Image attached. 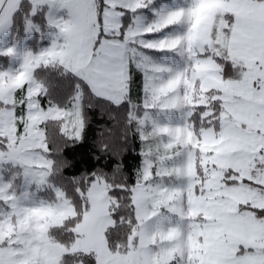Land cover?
I'll return each instance as SVG.
<instances>
[{"label": "snow or ice", "instance_id": "6c2138e0", "mask_svg": "<svg viewBox=\"0 0 264 264\" xmlns=\"http://www.w3.org/2000/svg\"><path fill=\"white\" fill-rule=\"evenodd\" d=\"M0 264H264V0H0Z\"/></svg>", "mask_w": 264, "mask_h": 264}, {"label": "trees", "instance_id": "16d2710c", "mask_svg": "<svg viewBox=\"0 0 264 264\" xmlns=\"http://www.w3.org/2000/svg\"><path fill=\"white\" fill-rule=\"evenodd\" d=\"M115 113L116 120L119 121L115 124L113 119H110V114ZM88 115L90 116V122L88 123L87 129L85 131L86 139L83 144L73 145L65 149V156L73 161L75 167L66 171V176L78 175V170L80 172L84 171L88 166L86 164L80 163L83 160L91 159V164L97 169H105V171H111V169L105 166L111 160L115 163V157L109 153H104L99 148V143L101 139V133L105 140L112 142V138L108 136L107 129L113 128L115 139L117 141L116 147H122L118 143L119 135L123 125V114L121 110L114 107L105 105L103 102H94V106L88 110ZM55 134V133H53ZM127 151L124 152V163L128 170L134 169L138 166L140 157L139 149L141 147L140 141L136 135L130 134L128 136L126 145Z\"/></svg>", "mask_w": 264, "mask_h": 264}, {"label": "rangeland", "instance_id": "374dc122", "mask_svg": "<svg viewBox=\"0 0 264 264\" xmlns=\"http://www.w3.org/2000/svg\"><path fill=\"white\" fill-rule=\"evenodd\" d=\"M163 2H166V3H172L173 2V0H163ZM177 2H178V0H177ZM179 117L178 116H176V117H172V119H178ZM159 143V140L158 139H156V140H153L152 141V144L155 146L156 144H158ZM18 172V169H14V168H12V166L11 165H7L6 166V170L4 171V176H5V178H11L13 175H15L16 173ZM21 184H22V180L21 179H17L16 180V185H17V190L18 191H23V188L21 187ZM40 195H43L42 193L40 194Z\"/></svg>", "mask_w": 264, "mask_h": 264}]
</instances>
